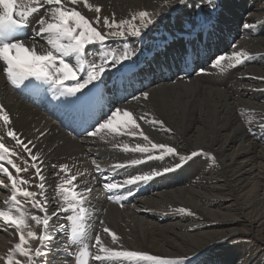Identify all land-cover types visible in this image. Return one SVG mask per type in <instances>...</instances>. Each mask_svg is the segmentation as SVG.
Wrapping results in <instances>:
<instances>
[{
	"label": "bare ground",
	"instance_id": "6f19581e",
	"mask_svg": "<svg viewBox=\"0 0 264 264\" xmlns=\"http://www.w3.org/2000/svg\"><path fill=\"white\" fill-rule=\"evenodd\" d=\"M88 2L93 5V10L84 7L83 2L75 7L98 31L107 30L103 28L105 16L111 19L115 14L119 21L130 19L141 10L163 13L145 31L142 40L129 38V45L139 49L136 55L117 68H111L101 81L104 87H111L113 82L134 81L131 76L139 80L150 76L154 81L149 87L138 90L122 102L113 101L112 109L120 107L130 111L140 125L139 130L154 143L175 147L180 155L189 159L180 161L177 157L166 156L163 160H147L144 154L114 147L124 143L130 146L147 143L139 135L124 134L131 125L115 136L102 131L97 137H71L58 129L53 118L45 117L23 101L2 70L0 105L4 106L11 123L5 126L0 121V139L25 159L27 154L15 146L14 140L6 137L7 132L11 128L22 141H33V154L39 153L44 162L50 211H56L59 204L58 198L53 199L55 185L65 175L55 174L59 165L67 164L71 175L81 173V181L95 174L102 186L91 193L89 228L92 233L98 232L108 247L175 259L190 257L225 239L214 246L217 251L204 255L194 264H214L212 256L218 257L219 264H264V131L261 130L264 127V0H211V5L208 0H186L184 5L178 0H172L170 5L165 4V0ZM197 2L203 4L199 9L195 7ZM95 6L101 9L99 24L96 23ZM38 18L35 17L32 23ZM191 18L196 19L189 20ZM245 24L252 27L245 28ZM25 42L31 45V35ZM121 45L119 39H110L103 49L89 47L87 59L99 63L105 52L122 50ZM232 45H236L237 51H247L251 59L223 72L212 68L211 61L215 56L230 54ZM40 46L47 47L44 41L37 39V47ZM185 53L188 54L187 61ZM189 62H194L196 68L188 75L184 71ZM201 68L205 69L203 73ZM144 92L149 93L148 99H143L141 94ZM141 116L146 119H139ZM152 118L163 121V127L148 122ZM121 119L126 118L121 115ZM193 152L199 154L192 157ZM153 155L158 156L159 152ZM14 159L23 166L22 160ZM137 159L143 162L126 167L118 174L111 171L116 163L128 164ZM94 160L100 166L99 172ZM177 164L181 166L176 167ZM5 166L15 175V170L6 161ZM165 167L173 170L136 185L132 188L134 194L124 203V199L120 202L109 200L103 188L104 177L114 176L116 181H122L126 174L163 171ZM33 174L31 169L26 174L21 173L26 179ZM0 179L9 185L4 188L0 184V209L11 210L16 215L15 208L4 203L11 195L6 175L0 173ZM125 194L124 190L119 193L122 197ZM21 203L30 214L42 215L23 198ZM180 208L187 209L188 214H197L200 221H191L195 219L193 214L182 219L185 212H180ZM28 222L33 230L39 231L42 227L36 226L30 217ZM53 223L65 225L66 221L61 216ZM104 227L116 234L115 243L111 235L103 232ZM235 232L249 234L253 245L260 250L252 253L248 243L225 244ZM18 242L15 228L0 220V264H5L7 249ZM38 245V241H31L33 251ZM46 251L48 255L40 258L39 264H44L45 259L47 264H75L63 227L56 230ZM92 251L95 254V249ZM17 260L26 264L27 258L17 254Z\"/></svg>",
	"mask_w": 264,
	"mask_h": 264
},
{
	"label": "snow or ice",
	"instance_id": "6c2138e0",
	"mask_svg": "<svg viewBox=\"0 0 264 264\" xmlns=\"http://www.w3.org/2000/svg\"><path fill=\"white\" fill-rule=\"evenodd\" d=\"M81 2L84 7L93 10V5L88 0H0V70L12 86L19 88L21 85L27 86L25 82L30 84L32 80L41 81L49 84L54 90V98L62 96L79 99L90 90V86L95 87L96 83L101 81L111 68H117L125 61L131 60L139 49L129 45V38L142 40L145 31L156 23L160 15H163L162 12L150 13L147 10H141L134 13L130 19L117 21L113 14L111 19L107 16L103 17V28L107 30L98 31L92 22L75 7ZM208 2L211 5V0ZM171 3L172 0H165V4L170 5ZM178 3L184 5L186 0H178ZM202 6L201 2L195 4L196 9ZM94 11L97 13L96 23L99 24L101 9L95 6ZM37 16L39 18L33 24L32 21ZM244 27L251 28L252 26L245 24ZM29 29H31V45H28L22 38L27 35ZM37 39L44 41L47 47H37ZM110 39H119L122 42V50L112 49L105 52L100 57L99 63L87 59L89 47L103 49ZM232 49L230 54L223 53L215 56L211 61V67L223 72L226 68H234L251 59L247 51L235 50L236 45H232ZM187 56L188 54L185 53V61H187ZM200 71L203 73L205 69L201 68ZM141 95L143 99L149 97L148 92ZM109 113L105 114L106 119L95 124L93 130H85V134L88 137H97L103 131L106 135L115 136L121 134L126 126L131 125L124 134L131 137L139 135L147 143H136L135 146L124 143L114 145V147H121L125 152L144 154L147 160H163L166 156L177 157L180 161L189 159V157L180 155L175 147L154 143L144 131L139 130L140 125L130 111L116 107L109 109ZM121 115L126 119H121ZM139 119L144 120L146 117L141 116ZM0 121H3L5 126L11 123L10 116L3 105H0ZM148 122L161 127L164 124L163 121L155 118ZM261 130L264 131V127ZM7 136L15 141V146L21 148L28 158L25 159L15 148L10 149L0 141V173L6 175L11 189V195L4 203L6 206L12 205L18 213L14 215L11 210L0 209V220L6 226L14 227L19 236V242L9 250L5 264H14V253L27 258L26 264H39V259L48 255L46 249L54 239L56 230L61 227L67 236L68 248L72 250L70 254L73 255L75 264H91V262H98V264H116V262H122V264H140V262L186 264V261L191 259V257L170 259L143 251L117 250L106 246L102 242L101 235L98 232L92 233L89 228L92 215L89 212L92 183L89 180L81 181V173L71 175L67 164L59 165L55 173L65 175L55 185L56 195L53 199L58 198L59 204L56 206V211H50V199L47 195L49 185L44 175V162L40 159L39 153L33 154L35 148L33 141H22L11 128ZM100 138L104 139V136ZM157 151L159 155L154 156L153 153ZM198 154L193 152L191 156L195 157ZM14 158L22 160L23 166L17 164ZM5 161L15 170V175L9 171V167L5 166ZM142 162L137 159L128 164L116 163L111 167V171L118 174L120 170ZM93 164L99 172L101 170L99 164L95 160ZM180 166V164L176 165V167ZM52 167L56 169L55 165ZM30 169L34 170L33 176L30 179L24 178L21 173L26 174ZM172 170L165 167L163 171L153 170L143 174H126V178L122 181H116L114 176L104 177L103 188L109 200L120 202L126 199L119 195L121 190L126 191L127 196H132L134 194L132 188L136 185L151 181L154 177L165 175ZM92 179L96 180V177ZM0 184H3L2 179H0ZM8 186V184H3L4 188ZM32 187L36 190H30ZM21 198L42 215L30 214L28 210L23 209ZM179 211L188 212L184 208H180ZM61 216L66 221L65 225L53 223L56 217ZM29 217L36 226H42L39 227V231L30 227ZM100 224L103 225L104 221L101 220ZM25 230H27L26 236ZM103 232L111 235L113 243L117 241L116 234L108 227H104ZM93 236L94 243L92 242ZM31 241L39 242L35 251L31 247ZM92 249H95V254ZM197 255V253L192 254L193 257ZM15 264H21V261L16 260ZM44 264H47L46 259Z\"/></svg>",
	"mask_w": 264,
	"mask_h": 264
},
{
	"label": "rangeland",
	"instance_id": "374dc122",
	"mask_svg": "<svg viewBox=\"0 0 264 264\" xmlns=\"http://www.w3.org/2000/svg\"><path fill=\"white\" fill-rule=\"evenodd\" d=\"M198 16L200 15L199 13H196ZM195 17V16H194ZM194 19H196V18H191V19H189V20H194ZM166 25V24H165ZM172 161V160H171ZM203 164V163H202ZM207 170V169H206ZM202 171V170H201ZM194 172V171H193ZM188 212H185L183 215H182V219H187L188 217H189V215H194L195 216V219L194 220H191V221H193L194 223L195 222H199L200 220H199V217H198V215L197 214H195V213H191V214H188ZM192 215V216H193ZM185 217V218H184ZM198 219V220H197ZM234 235V236H233ZM232 236V237H231ZM231 236H229V238L226 240V243L225 244H227V245H237V244H241V243H248L249 245H251L252 247V253L253 252H258L259 250H260V248H256V246H254L253 245V243H252V238L249 236V234H243V233H241L240 234V232L238 233V232H235V233H233V234H231ZM223 240H225V239H220V240H218L217 242H214L212 245H210V246H208V248H206V249H204V250H202V251H198V252H196L198 255L197 256H195V257H193L192 255L190 256L191 257V259L190 260H188V261H186V264H194L197 260H199L200 258H202L204 255H208V254H210V253H212V251H217L216 250V248L214 249V246L215 245H217L218 243H221V242H223ZM14 243H12V246L14 247ZM10 249H12V248H9V249H7V252H6V258H7V256L9 255V250ZM218 257L217 256H212V259H214V264H219L217 261H216V259H217ZM17 260V254H15L14 253V256H13V261H16ZM242 261V259L241 260H239L238 262H241ZM262 263V262H261Z\"/></svg>",
	"mask_w": 264,
	"mask_h": 264
}]
</instances>
